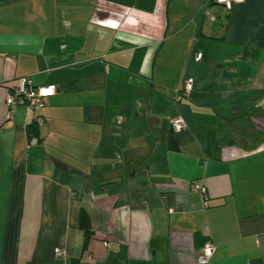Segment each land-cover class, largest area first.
<instances>
[{
    "label": "crops",
    "instance_id": "1",
    "mask_svg": "<svg viewBox=\"0 0 264 264\" xmlns=\"http://www.w3.org/2000/svg\"><path fill=\"white\" fill-rule=\"evenodd\" d=\"M20 78L55 93L8 109ZM204 240L264 264V0H0V264H196Z\"/></svg>",
    "mask_w": 264,
    "mask_h": 264
},
{
    "label": "built area",
    "instance_id": "2",
    "mask_svg": "<svg viewBox=\"0 0 264 264\" xmlns=\"http://www.w3.org/2000/svg\"><path fill=\"white\" fill-rule=\"evenodd\" d=\"M212 2L221 7L224 10H229L233 4H240L243 0H212ZM202 55L200 52H194L192 54V61L197 63L200 62ZM192 89V79L185 78L182 81V85L180 89L176 92L174 96V102L178 103L184 97H186ZM55 93V88L52 85L41 86V87H32L28 79L20 78L17 81V86L14 88L12 95L7 96L5 99V106L9 109L14 106L24 105L29 109H37L41 105V101L45 98L53 96ZM9 118V112L8 116ZM170 130L173 133L180 132L185 129V125L180 118H174L169 123ZM31 144L35 143V140H30ZM194 190H196L201 198H202V206H206V195L205 190L202 186L196 185L194 186ZM214 253V246L208 241L204 240L201 248L197 252L196 255V264H210V260ZM62 253L59 250H54V256L59 257Z\"/></svg>",
    "mask_w": 264,
    "mask_h": 264
},
{
    "label": "trees",
    "instance_id": "3",
    "mask_svg": "<svg viewBox=\"0 0 264 264\" xmlns=\"http://www.w3.org/2000/svg\"><path fill=\"white\" fill-rule=\"evenodd\" d=\"M27 133H28V135L34 137L37 133L36 127L34 125H29L27 127ZM167 144H168V150H172L173 139H172L171 135L168 137ZM78 227L83 232L82 250L84 251L86 249L87 243L91 237L88 219H87V216L85 215L84 212H80L78 215Z\"/></svg>",
    "mask_w": 264,
    "mask_h": 264
},
{
    "label": "rangeland",
    "instance_id": "4",
    "mask_svg": "<svg viewBox=\"0 0 264 264\" xmlns=\"http://www.w3.org/2000/svg\"><path fill=\"white\" fill-rule=\"evenodd\" d=\"M143 142V143H142ZM142 142H137V145L138 146H141V145H143V146H145L144 148H143V150H138L137 152H139L138 153V155H137V169H138V163H141V165H144L145 164V162H146V160L147 159H149V158H151V156L153 155V154H151V150L149 149L150 147H147L146 145V143H144V141H142ZM128 151H126V153H127ZM121 156L123 157L124 156V152H122L121 153ZM141 169H138L137 170V174H138V180L142 177H144V176H146V173H144L143 175L141 174V171H140Z\"/></svg>",
    "mask_w": 264,
    "mask_h": 264
}]
</instances>
